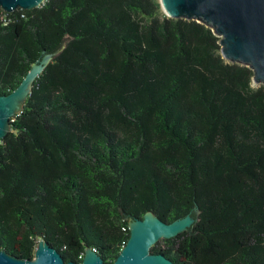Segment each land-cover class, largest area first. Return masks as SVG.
Wrapping results in <instances>:
<instances>
[{"label": "trees", "instance_id": "obj_1", "mask_svg": "<svg viewBox=\"0 0 264 264\" xmlns=\"http://www.w3.org/2000/svg\"><path fill=\"white\" fill-rule=\"evenodd\" d=\"M5 17V18H4ZM56 53L0 139V246L114 264L151 211L195 223L175 264H264V84L160 0H45L0 15V94Z\"/></svg>", "mask_w": 264, "mask_h": 264}, {"label": "water", "instance_id": "obj_2", "mask_svg": "<svg viewBox=\"0 0 264 264\" xmlns=\"http://www.w3.org/2000/svg\"><path fill=\"white\" fill-rule=\"evenodd\" d=\"M45 0H0V7L13 12L32 10ZM164 12L173 18L193 19L211 27L220 37L224 58L249 66L253 81L264 84V0H160ZM56 53H45L34 62L21 83L10 93L0 94V139L10 130L12 118L18 115L31 94L34 82ZM195 218L190 214L166 222L149 211L130 222V237L114 264H175L164 253L152 247L162 239L173 238L191 228ZM0 264H107L93 248L87 249L82 263L66 262L62 254L44 239L38 241L33 259L10 254L0 246Z\"/></svg>", "mask_w": 264, "mask_h": 264}, {"label": "built area", "instance_id": "obj_3", "mask_svg": "<svg viewBox=\"0 0 264 264\" xmlns=\"http://www.w3.org/2000/svg\"><path fill=\"white\" fill-rule=\"evenodd\" d=\"M2 11H5V10H3V9L0 7V15H1ZM5 12H7V11H5ZM4 18H5V17H4Z\"/></svg>", "mask_w": 264, "mask_h": 264}, {"label": "rangeland", "instance_id": "obj_4", "mask_svg": "<svg viewBox=\"0 0 264 264\" xmlns=\"http://www.w3.org/2000/svg\"><path fill=\"white\" fill-rule=\"evenodd\" d=\"M253 85H254V86H259V84L256 83V82H254V81H253Z\"/></svg>", "mask_w": 264, "mask_h": 264}]
</instances>
